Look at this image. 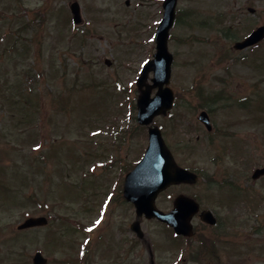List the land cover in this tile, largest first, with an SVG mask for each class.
<instances>
[{
  "label": "rangeland",
  "instance_id": "rangeland-1",
  "mask_svg": "<svg viewBox=\"0 0 264 264\" xmlns=\"http://www.w3.org/2000/svg\"><path fill=\"white\" fill-rule=\"evenodd\" d=\"M70 1L0 0V264H33L38 251L49 264H75L73 219L83 227L135 212L110 209L103 194L149 143L148 127L136 117V82L156 43L138 31V23L145 28L140 13L133 19L125 13L145 1L155 35L164 0H131L130 7L126 0H79L87 12L105 14L97 25L105 40L85 44L78 27L66 23ZM178 7L169 43L177 99L154 123L178 163L210 179L168 188L159 205L171 209L180 193L196 197L220 221L212 230L201 227L202 236L217 233L222 241L216 248L205 241L196 260L173 233L171 260L264 264V178L252 181L264 166V42L240 53L224 36L231 26L244 39L264 25V0H179ZM202 110L218 130L213 137L198 120ZM108 163L113 168L104 171ZM232 183L245 188L241 197ZM39 216L49 224L18 229ZM192 244L200 245L199 238Z\"/></svg>",
  "mask_w": 264,
  "mask_h": 264
},
{
  "label": "water",
  "instance_id": "water-1",
  "mask_svg": "<svg viewBox=\"0 0 264 264\" xmlns=\"http://www.w3.org/2000/svg\"><path fill=\"white\" fill-rule=\"evenodd\" d=\"M178 0H166L164 2L165 13L160 23L157 40V53L154 59L150 60L142 70V75L138 80L139 87L142 90L138 101L139 123L141 125H150L156 115L164 114L173 107L175 95L169 87L172 76L173 54L168 51V37L171 27L175 22V11ZM264 39V27L259 28L243 43H238L236 47L247 48L257 44ZM153 71L155 77L152 79V85H147L150 72ZM158 88L155 97H152V90ZM200 120L211 129L208 114L201 113ZM150 144L142 162L134 169V172L128 176L126 185V195L129 200L137 204L138 210L142 212H151L157 218L171 224L178 234H191L192 225L190 219L198 212V205L191 199L184 196L176 200V208L168 215H164L156 210L155 199L157 194L172 184L179 182H196V176L185 169L176 165L169 148L162 137L158 127L149 130ZM264 175L263 170H258L254 174L257 178ZM131 192V193H130ZM134 192V193H132ZM203 219L210 223L215 222L209 213L203 214ZM47 223L45 218H30L29 221L20 226V229L36 227ZM36 264H42L45 260L39 253L35 257Z\"/></svg>",
  "mask_w": 264,
  "mask_h": 264
},
{
  "label": "flooded vegetation",
  "instance_id": "flooded-vegetation-1",
  "mask_svg": "<svg viewBox=\"0 0 264 264\" xmlns=\"http://www.w3.org/2000/svg\"><path fill=\"white\" fill-rule=\"evenodd\" d=\"M82 3L83 2H80L79 0H71L68 2L66 23H69V26L75 25L78 27V31L85 35L81 42L82 44L88 42L96 43L105 40L104 34L98 32L97 27L99 23H102L105 14L98 10V12L93 11V13H89L84 8V3ZM125 6L130 7L131 0H126ZM133 9L134 14L130 15V11H127L125 13L126 18L128 16V18L133 19L140 13V17L144 19L142 21L145 22V28L142 27L141 23H138L139 27L141 26V29L138 31L146 34L150 32L149 36L150 38H153L154 30L152 29L151 22L149 23L151 13L148 12L149 10L147 11L148 7L146 6V2H141ZM256 10L257 8L253 7L248 9L252 14L256 13ZM118 14L119 12H114L115 19L113 20H116ZM117 26L119 25L117 24ZM236 38L233 37L232 39L234 43L240 40ZM257 47L258 45L248 49ZM247 50L237 52L243 53ZM106 188L110 201L108 203L110 209L111 207H113V209H119L122 205L126 204L135 212L114 214L113 218L115 221H110L108 216H104L102 220H99L97 223H89L83 227H80L81 224H77L79 227L78 231L81 233L78 232L75 235V264H173L175 258L171 260L172 256L170 255V251H174L175 249L172 244V227L160 220L150 219L145 215L137 214L135 206L132 203H128L126 199H123L122 183H117V188H114V185H106ZM164 193L162 192L158 196L157 205L162 211L168 212L171 209H164L159 205L160 197ZM201 210H204L202 205L200 207V211ZM199 219V214L193 219L194 236L190 239L199 238V240H202V238H204L205 235L202 236L203 232L200 230L201 227H206L208 230H212L220 225L219 222L212 227L203 223L200 225L196 222ZM150 224H154L155 226L150 227ZM252 232H254V230H252ZM215 234L220 236L217 233ZM182 239L185 241H191L183 236ZM192 248L193 246L189 247V249ZM188 251L190 252V250Z\"/></svg>",
  "mask_w": 264,
  "mask_h": 264
}]
</instances>
